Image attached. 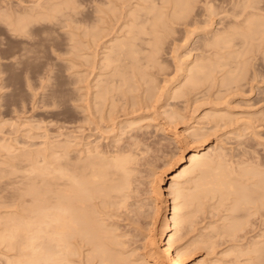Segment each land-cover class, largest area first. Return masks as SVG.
Wrapping results in <instances>:
<instances>
[{"label":"bare ground","instance_id":"bare-ground-1","mask_svg":"<svg viewBox=\"0 0 264 264\" xmlns=\"http://www.w3.org/2000/svg\"><path fill=\"white\" fill-rule=\"evenodd\" d=\"M163 1L167 7L161 5L160 8H167V11L156 10L151 2L148 5L137 3V7L128 11L129 20L124 23L127 29L119 35L114 33L107 39L108 42L101 44L102 56L91 71L92 79L85 85L83 104L76 105L82 109L85 107L86 111L93 108L99 115L98 122L107 119L113 127L123 120H117L120 111L128 115L155 108V103L162 97L154 92V77L158 71L151 72L146 68L162 69L158 55L167 33L173 29V23L181 21L187 26L202 24L203 31L207 33L210 32L214 14L229 12L231 15L227 17L237 18L248 7L258 9L252 5L256 0H218L219 3L216 0ZM194 7L196 12L192 13ZM141 10L151 14V17L141 19ZM95 12L100 13L102 9L96 7ZM252 15L254 13L248 12V18L243 21L230 20L228 26H239L246 21L250 24ZM101 19L98 17L99 21ZM255 24L261 25L260 22ZM196 29L188 30L189 35ZM111 30V27H98L97 31H92L90 46ZM143 35H149V38L144 39ZM227 36V31H216L211 36L205 34L197 38L194 44L202 41L201 50L206 52L210 46L225 43ZM137 40H143L149 48H143ZM143 50L147 54L139 56ZM204 59L201 54L189 63L188 59H181L178 69L182 71L183 84L173 89L164 86L162 92L168 90V98L180 99L202 83H211L215 66L201 62ZM134 78L140 86L142 83L146 85L143 94H139L137 100L132 96L117 108L121 89H135ZM224 82L232 88L237 80L222 78L221 83ZM78 96L73 97L76 104ZM208 97L213 100L211 106L221 99L220 95L214 94ZM224 109L219 107L214 113L204 114V121L188 128L186 135L174 132L172 138L176 141H168L182 147L178 158L167 169L170 180L168 198L172 199L170 217L166 215L167 200L158 201L162 193L160 188L149 204L141 202L142 199L140 201L137 197L140 195L136 193L137 187L134 189L140 173L137 171L134 175L137 164H140L138 159L145 156V160L148 159L145 165L148 161L151 165L154 157L157 161L156 154L163 152L167 143L165 139L153 141L148 136L149 142L147 135L134 134L121 146L112 144L110 148H99L98 145L88 144L83 150L76 147L70 149L72 145L69 143L63 145L58 142L50 147V160L45 154L48 148L33 149L31 156L21 155L25 163L18 164L12 176L0 183V208L5 209L4 214L0 211V244L4 249V256L0 259H4L3 264H183L191 245L185 244L182 239L191 229L192 216L211 200H214V209L222 212V221L210 224V230L226 236L233 244L231 246L236 245L234 251L243 241L247 249L242 248L241 251L238 248L239 255L248 256V264H256L253 263L255 258H262L264 254V228L257 234L254 232L253 237L247 235L256 227L264 226V172L256 165L251 166L252 163L244 165V160H240L242 156L233 167L223 147L216 142L208 143L209 136L222 127L221 122L227 124L230 119ZM164 113L167 120L164 124L173 128L182 118L177 110ZM180 137L188 139L187 147L177 143ZM2 147L7 148L8 145ZM187 148L191 149L185 153ZM150 150L151 159L148 158ZM244 151L240 155H245ZM143 158L141 164H144ZM141 164L139 166H145ZM167 165V162L157 165L160 166L159 172L149 170L154 176L153 182L165 174L164 167ZM139 166L137 168L141 169ZM146 169L148 171L149 168ZM159 220L160 228L155 232ZM248 254H255V258ZM260 258L258 261L262 264L264 259ZM237 260L238 264L240 260ZM242 262L244 264L245 260Z\"/></svg>","mask_w":264,"mask_h":264},{"label":"rangeland","instance_id":"rangeland-1","mask_svg":"<svg viewBox=\"0 0 264 264\" xmlns=\"http://www.w3.org/2000/svg\"><path fill=\"white\" fill-rule=\"evenodd\" d=\"M150 2L156 10L167 11V8H160L161 5H165L163 0H2L0 2V183L12 176L11 173L16 170V166L25 163L20 156L33 155V149L48 148L45 154L50 160V147L58 142L63 145L69 143L70 146L72 145L70 149L76 147L83 150L88 144L98 145L99 148H110L112 144L121 146L127 143L134 134L147 135L146 137L149 136L153 141L161 138L167 143L164 142L166 145L161 148L163 152L157 153L158 156L155 151L157 159L159 158L157 161L155 154L152 155L153 165L152 163L150 165L149 161L148 165H145L148 159L145 160L144 155V158L140 157L145 160L144 164L138 159L140 164L146 167L137 164L141 169L136 166L134 175H137V171L140 173L137 175L139 181L135 182L134 189L136 190L137 187L136 193L139 192L140 195L137 197L140 201L142 199L141 202L146 204V201L149 204L150 200L155 199V193L160 188L162 193L158 201L167 200L166 215L170 217L172 199L168 198L170 180L167 178L169 175L167 169L178 158L182 147L169 144L168 141H176L172 138L174 132L181 136L186 135L188 128L204 121V114L214 113L219 107L225 108L224 111L229 113L230 119L227 124L221 122L222 127L209 136L208 143L216 142L223 147L228 152L227 160L230 165L233 164V167L240 162L238 159L242 156L240 160H244V165L252 163L251 166L256 165L255 167L264 172V0H256L252 5L258 9L248 7L237 18L227 17L231 15L229 12L212 15L210 32L207 33L203 31L202 24L187 26L181 21L173 23L171 25L173 29L167 33L158 55L162 69L146 68L147 71H158L154 77L156 86L154 92L156 96L161 94L162 97L155 103V108L128 115H123L120 111L117 120H123L112 127L107 119L98 122L99 115L93 108L91 111H86L85 107L82 109L76 106L83 104L82 99L85 98L82 95L85 93V85L92 79L91 71L102 56L100 46L114 33L119 35L127 29L124 23L129 20L130 9L137 7V3L148 5ZM215 2L219 3L218 0ZM96 7H100L102 12H95ZM196 7L192 13L196 12ZM248 12L254 13L251 16L252 23L246 21L239 26H228L230 20H246ZM141 15V19L151 17V14L145 13L144 10H141ZM98 17L102 18L101 21ZM255 22H260L261 25L257 26ZM98 27H111L112 30L107 36L97 38L91 47L90 34L92 31H97ZM196 27V31L189 35L188 30ZM216 31H227L225 43L210 46L206 52L201 50L202 41L194 44L197 38L205 34L211 36ZM143 38H149V35H143ZM136 42L141 43L143 48H149L143 40ZM146 54L147 51H144L139 56L144 57ZM200 54L202 58L205 57L201 62L205 61L204 63L215 66L213 81L202 83L184 98H168V90L162 92L164 86L173 89L183 84V74L178 69L179 61L186 58L189 63ZM77 77L79 79L74 83ZM222 78L236 79L237 82L229 88L226 82L221 83ZM133 82L135 89L132 91L127 87L121 89L123 91L118 94L120 100L116 102L117 108L123 106L132 96L137 100V96L143 94L146 85L142 83L140 86L135 78ZM213 94L220 95L221 99L216 100V105L211 106L213 100L208 96ZM75 95H79L78 104L73 100ZM171 110H177L182 115V118L177 120L175 128L164 124L167 121L164 112ZM133 121L135 123L129 125ZM150 138H148L149 142H151ZM180 138L177 143L180 142L187 147L188 139L186 141L183 137ZM2 145L8 147L3 148ZM190 149L187 148L185 153ZM245 149L247 150L244 151ZM243 151L246 154L240 155ZM149 153L148 158L151 159V150ZM259 159L263 163H260ZM155 161L160 166L163 162L168 163L164 167L165 174L163 173L157 182H153L152 173L159 172L160 166H155ZM146 168H149L148 171ZM213 203L214 200H211L203 204L201 210L192 216L191 229L182 239L185 244L191 245L184 256L183 264L201 262L237 264V258L240 260V262L237 260L238 264H243L241 261L244 260V264H248V261L246 262L248 256L245 258L243 254V258L238 250V248L241 251L242 248L247 249L243 241V247L238 245L234 251L233 247L236 245L231 246L232 243H229L226 236L216 233L219 237L210 230V224L216 225L222 221V212L220 209L215 210ZM4 210L0 208V211ZM160 215L159 211V218ZM160 221L156 224L155 232L160 228ZM256 228L252 233L246 234L247 237L250 235L253 237L255 233L263 230L264 226ZM231 252L238 257L234 258ZM3 254L4 249L0 244V258L4 256ZM263 255L258 259L255 258V254L252 255L254 261L257 260L253 263L257 264L259 258L264 259ZM3 260L0 259V264H3Z\"/></svg>","mask_w":264,"mask_h":264}]
</instances>
